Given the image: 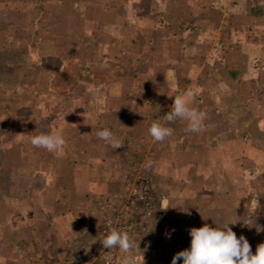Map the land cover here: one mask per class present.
<instances>
[{
	"label": "rangeland",
	"instance_id": "rangeland-1",
	"mask_svg": "<svg viewBox=\"0 0 264 264\" xmlns=\"http://www.w3.org/2000/svg\"><path fill=\"white\" fill-rule=\"evenodd\" d=\"M161 1L0 0V224H14L15 219L18 225L17 230L4 225L0 253L4 251L8 258H0V264H81V246L90 236V207L118 190V174L123 168H141L149 177L140 153L137 162H117L106 168L98 160L83 164L80 156L69 155L73 148L68 146L49 152L29 141L34 134L56 131L65 134L67 140L70 133L73 135V131L67 132L68 126H80V115L75 112L81 111V104L87 102L84 92L104 93L106 85H110L108 76L135 74L131 68L124 73L125 64L139 65L136 71L140 75L137 77H141L144 60L138 44L142 34L138 14L146 11L143 6L149 3V9L159 17L155 20L156 30L170 28V20H164L158 12L156 3ZM183 1L161 2L167 10L172 2L178 6L181 18L174 19L177 27L171 26L184 34H192L191 29H205V22L194 25L188 18L185 13L190 4ZM197 3L192 4L201 5L196 9L204 12L207 5ZM233 3L228 0L230 8ZM240 10L242 19L228 24L241 29L247 42L260 49L251 64L258 81L264 75V0H249ZM227 41L228 37L220 34L209 59L205 58L207 50L203 45L197 50L198 58H202L198 62L200 75L211 73L209 66L217 55L225 59V54H231ZM98 55L102 58L98 59ZM229 64L226 69L230 77H237L240 69ZM263 82L261 87L249 82L236 84L239 88L246 86L244 90L250 92L256 87L258 113L249 114L261 124ZM135 84L141 91L142 84ZM243 106L248 112V105L243 103L240 107ZM71 109L75 110L73 115L66 113ZM259 133L257 141L248 129L239 134L247 151L241 161L242 170L238 173L232 166L219 164L217 180L224 183L215 194L210 191L215 180L206 178L204 155L200 160L203 168L188 170L186 163V175L175 176L166 171L163 179L149 177L155 206L160 208L158 202L166 200L168 208H161L166 214L165 226L153 236L152 250L139 264H171L176 253L189 247V229L204 224L222 227L236 222L229 226L238 238L243 235L248 240L255 253L257 246L264 243V128ZM133 134L134 131L127 130L121 135L122 146L132 141ZM71 170H75L76 176ZM35 171L49 177L45 182L37 180ZM53 252L57 253L52 255L55 259L47 254Z\"/></svg>",
	"mask_w": 264,
	"mask_h": 264
},
{
	"label": "crops",
	"instance_id": "crops-1",
	"mask_svg": "<svg viewBox=\"0 0 264 264\" xmlns=\"http://www.w3.org/2000/svg\"><path fill=\"white\" fill-rule=\"evenodd\" d=\"M201 1L207 5L204 12L196 9L201 5L195 7L196 5L192 4ZM229 1H234L231 8L228 5V0H184V3L190 4V10L185 14L195 22L194 25H201V22H205L204 25H206L205 29H200V31L191 29L192 34L177 33L175 30L177 26L173 23L176 22L174 19L181 18L175 2H172V6H169L168 10L167 6L162 4L164 0L161 1L162 3H156L159 8L158 12L163 19L170 20V28L167 27V29L157 28L156 30L155 20L159 17L149 9V3L143 6V10L146 11H140L141 13L138 14L142 19V34L138 37V40L140 39L138 44L141 46L134 45L143 52L144 61L141 66L143 73L141 72V77H137L140 76L136 71L139 65L135 67L129 62V65L125 64L123 72L128 73L131 68L135 74L108 76L107 83L110 85H106L104 93L98 94L86 90L83 94L87 102L81 104V111L76 110L75 112L74 109L66 111L70 115H73L74 112L75 115H80L78 120L80 126L76 128V126L69 125L67 128V132L73 131V135L71 133L68 135L65 132L68 137H66L64 146L73 148L69 155L80 156L83 164L98 160L103 167L107 168V165L117 162H137L139 161L137 154L140 153L141 162L146 164L147 174L152 179L154 177L163 179L166 171H171L175 176L186 175V163H189L188 170L203 168L200 167V160L204 155L207 159L204 167L206 166L208 170L206 178L215 180L210 190L214 194L223 188L224 183L217 180L220 179L216 173L219 164H226L228 168L232 166L240 173L242 170L241 161L245 160L247 151L239 134L248 129L253 134V139L257 141V135L264 128V124L249 114V112L258 113L259 94L256 92V87L254 86L255 89L250 92L244 90L246 86L242 85V88H239L238 85L241 82L244 84L249 82L251 85L257 83L261 87L264 75L256 81L257 74L251 65L254 56L260 49L255 43L247 42L241 29L228 24V22H239L242 19L241 6L249 0ZM222 5L225 6V10H221ZM252 18L256 19V17ZM225 19L229 21H225ZM173 24L176 26L175 28L171 26ZM214 25L216 28H213ZM181 33L183 34L181 35ZM220 34L228 37V51L231 54L223 53L225 59L218 58L219 55H217L213 64L211 63L209 66L211 73L200 75L198 62L202 58H198L197 50L203 48L201 47L203 45L207 50L205 58L209 59L211 56L209 52H214ZM201 40L203 44H199ZM98 57V59L102 58L101 55ZM229 63L240 69V73L235 78H231L230 72H227L226 65ZM204 76L207 77V80ZM135 83L142 84L141 91L137 90ZM236 84L238 85L236 86ZM151 88H155V91ZM260 90L262 89L260 88ZM188 91L193 93L190 106L206 113L204 129L199 133L188 132L186 130L187 122L182 119L177 118L168 122L165 117L170 111L174 97L183 96ZM200 98L202 100H199ZM204 99H208L209 102L205 103ZM243 103L248 105V112L247 109L245 111L244 106L240 107ZM263 108L264 106H260L261 110ZM79 112L81 113L79 114ZM128 116L132 117L131 120ZM153 122L168 127L172 134L163 141L154 140L148 132ZM104 129L110 130L115 138L119 134L117 139L120 143L121 135L127 130L134 131L135 134L131 136L132 141L129 144H124L116 149L109 142L97 137L96 133ZM116 132L119 133L115 134ZM56 133L59 132L56 131ZM76 148L80 149L76 150ZM253 151L256 152V149ZM258 156L260 157V154ZM71 171L72 175L76 176L75 170ZM34 173V178L40 179L42 182H45L49 177L43 172L36 174L37 171H35ZM227 173L230 175L228 170ZM223 177L221 176V179ZM228 184L230 185V182ZM229 185L228 188H230ZM195 189H198L197 186ZM158 203L160 208H168L166 200H160ZM16 222L14 219V224L10 221L7 222L8 224L1 223L0 236L2 233L5 235V224L12 225L11 227H15L14 230H17ZM47 254L55 259L56 256L52 255L57 253ZM4 255V251L1 252L0 258L7 259L8 256Z\"/></svg>",
	"mask_w": 264,
	"mask_h": 264
},
{
	"label": "clouds",
	"instance_id": "clouds-1",
	"mask_svg": "<svg viewBox=\"0 0 264 264\" xmlns=\"http://www.w3.org/2000/svg\"><path fill=\"white\" fill-rule=\"evenodd\" d=\"M192 96L191 91L183 96H175L165 117L168 122L182 119L187 122L188 132L199 133L204 129L206 113L190 106ZM148 132L156 141H163L172 134L168 127L157 122L150 125ZM96 135L113 148L122 146L108 129L98 131ZM29 142L36 148L57 152L63 148L66 140L60 133H38L32 135ZM235 223H226L222 227L204 224L189 229V247L176 253L171 264H264V243L259 244L253 253L248 240L243 235L238 238L229 226ZM100 242L106 249L118 248L123 253L116 264H137L135 253L139 248L126 231L110 227Z\"/></svg>",
	"mask_w": 264,
	"mask_h": 264
},
{
	"label": "built area",
	"instance_id": "built-area-1",
	"mask_svg": "<svg viewBox=\"0 0 264 264\" xmlns=\"http://www.w3.org/2000/svg\"><path fill=\"white\" fill-rule=\"evenodd\" d=\"M119 188L90 207L89 238L81 246V264H116L123 255L118 248L106 249L100 240L110 227L126 231L138 245L137 264L152 250L153 236L166 223L164 210L155 206L151 180L141 168H123Z\"/></svg>",
	"mask_w": 264,
	"mask_h": 264
}]
</instances>
